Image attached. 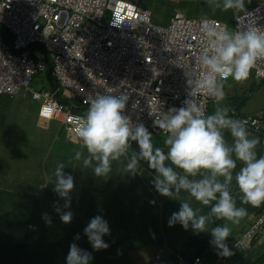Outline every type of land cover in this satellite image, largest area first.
<instances>
[{"label": "clouds", "instance_id": "obj_1", "mask_svg": "<svg viewBox=\"0 0 264 264\" xmlns=\"http://www.w3.org/2000/svg\"><path fill=\"white\" fill-rule=\"evenodd\" d=\"M206 4L213 11L250 15L245 12V0H206ZM200 32L206 41V47L197 55L201 70L196 75L186 68V99L182 106L162 115L151 113L155 117L153 127L163 135L164 147L155 145L153 134L143 123H134L125 114L127 93L97 92L88 101L85 113L75 118L72 131L80 147L74 151V160L79 162L77 167L104 180L111 176L113 164L122 166L124 173L132 177L144 175L143 165H147L154 173L151 182L155 191L180 203L169 226L178 223L196 234L210 231V243L217 255L227 258L234 255L227 244L232 236L231 225H238L248 216L245 206H264V155L257 153L260 140L249 131L248 121L231 118L230 108L221 103L225 98L224 81L231 78L245 82L258 62L264 61V29L252 21L246 28L229 30L202 16ZM201 96L213 101L211 113L204 110ZM65 168L63 162H58L44 187L52 184L65 202L63 208L58 203L54 208L67 225L72 223L73 213L64 209L71 208L75 183ZM233 184L242 206L233 195ZM43 219L51 224L47 214ZM218 221L223 223L213 226ZM84 234L94 250L109 247L103 239L110 234L109 224L101 216L91 219ZM66 259L67 264H90L92 256L73 243Z\"/></svg>", "mask_w": 264, "mask_h": 264}, {"label": "built area", "instance_id": "obj_2", "mask_svg": "<svg viewBox=\"0 0 264 264\" xmlns=\"http://www.w3.org/2000/svg\"><path fill=\"white\" fill-rule=\"evenodd\" d=\"M245 12L250 15L235 16L234 30L252 21L264 29V0ZM200 20L178 12L161 26L135 0H0V94L30 95L40 102L39 125L62 123L76 142L72 129L82 115L70 106L88 108L97 92L127 93L125 114L163 136L151 113L162 115L186 99V68L199 74L197 55L206 47ZM49 69L54 87L35 88L34 77ZM255 71L264 79V61ZM200 100L209 113L212 100ZM240 119L264 131V111ZM260 235L264 206L233 247L239 250Z\"/></svg>", "mask_w": 264, "mask_h": 264}, {"label": "trees", "instance_id": "obj_3", "mask_svg": "<svg viewBox=\"0 0 264 264\" xmlns=\"http://www.w3.org/2000/svg\"><path fill=\"white\" fill-rule=\"evenodd\" d=\"M41 75L45 80L43 85L46 88H49L46 85L47 79L50 80V86L54 87L56 83L50 69L39 73L37 76L41 79ZM34 85L35 81L33 79ZM16 103L22 104L21 101ZM5 111L0 115L5 116ZM211 112L210 109L209 113ZM6 117L18 118L14 115ZM2 121L5 122L4 117ZM5 124H8V122H5ZM11 125L13 128V121ZM3 127L4 125L0 126L1 129ZM4 133L6 134L5 131ZM67 144L73 149L74 145L72 143L67 142ZM2 163L3 170L0 173H5V175H0V177L10 180L11 175L10 171L6 170V162L2 160ZM117 166H114V168ZM76 168H78L77 171H80L79 167ZM47 174L46 177H49L52 171ZM144 187L146 191L141 194L138 189L134 188L133 183L131 185H127L126 182L117 183L113 186L114 195H111L109 188L105 190L103 197L100 199L101 205L96 200L97 191L93 188L92 181V184L84 188L79 195L73 191L71 208L64 209V211L73 213L72 223L67 224L65 230L58 232L55 230L57 228L55 225L63 222L55 211L54 204L58 203L63 208V200L56 193L49 192L44 188L31 189L29 184L24 185L21 184V181L18 182L17 188L20 189V193L17 194L18 197L14 193L15 189L12 191L7 190V193L10 191L12 194V197L9 196L10 200L5 195L7 193L0 192V201H3H1V205L10 206L5 223L9 233L5 237L2 235L1 238L3 239L0 241V264H67L66 258L73 243L91 254L90 264H126L133 249L134 257H137L138 251L140 252L149 247L155 226L159 223L160 217H164L165 211L168 209V200L163 199V197L157 198L156 194L152 192L153 188L151 187V190L149 185ZM153 201L154 203H152ZM13 206H20L16 215ZM44 214L51 218L50 225L54 230L50 234L55 233L60 236L58 240L50 239L54 235H49V238H47L52 240L51 242L46 239L43 240L40 231L49 225L43 219ZM96 216H101L109 224L110 234L103 238L105 243L109 245L106 250H94L84 234L85 227ZM38 217L41 220L33 222ZM119 234H127L128 239L131 238L130 241ZM77 235L80 236L79 240L75 239ZM132 240L139 242L134 243ZM205 240H209L207 235L188 239L183 248L170 256L165 263H168L169 260L170 264H194L195 260L199 259L200 264H210L209 261L212 258L210 243L207 244ZM232 249H230L234 253L232 257L236 256L235 258H237L240 256L235 264H264V254L260 257L254 256L258 253L250 247L244 246L239 250ZM235 252H237V255ZM217 256H214V258ZM234 259L228 258L226 260L225 258L220 263L216 258V263L234 264ZM132 261L133 259L130 258L127 264H132Z\"/></svg>", "mask_w": 264, "mask_h": 264}, {"label": "rangeland", "instance_id": "obj_4", "mask_svg": "<svg viewBox=\"0 0 264 264\" xmlns=\"http://www.w3.org/2000/svg\"><path fill=\"white\" fill-rule=\"evenodd\" d=\"M261 1L263 0H245V8H251ZM143 2H146V0H144ZM198 5L199 3L192 1L189 4V8L194 9L197 8ZM183 6H186L185 3L183 4ZM150 8L154 13L153 17L155 20H158L163 16H165L168 10L167 7L162 4L152 5L150 6ZM206 16L208 17L212 15H206ZM201 17L202 16H195V18H201ZM219 19L224 20L229 30H234V20H233L234 17L231 13H226L223 18H219ZM158 25H161V23L158 22ZM161 26H166V25H161ZM34 81H35V85H34L35 88L40 87L45 83V80L42 75H41V79L39 78V76H35ZM46 85L51 87L49 79H47ZM224 92H225V98H231L232 103L238 106L237 110L240 113L256 116L259 115L262 111H264V80L256 76L255 69L253 70L250 78L245 82L237 83L231 78L227 81H224ZM213 107L214 105L212 101L210 103V109L212 111H213ZM39 109H40V102L33 100L32 97H29L27 100H25L23 105H21V103L9 105L5 111V116L0 115V121H2L4 117V121L8 122V124H5L4 127L0 129V141L2 140L3 142L1 143H5L9 145V147H11V149L13 150V152L8 156V159H10L15 153V159L19 160L20 164H18L14 173V178L18 179L19 183L20 181L21 184L24 185L27 183L29 184L31 189L44 188L47 191L55 194L52 184H48L46 187H44L48 182V177H46V175H48L47 173L51 171L53 172L57 164L56 162L59 160V158L55 156L56 152L62 153L61 154L62 156H65L67 154L70 155V151L72 150V148H70V146L66 142H63V145L61 143H56L53 146V143L55 141L53 136L56 134V128H54L55 122L51 123L52 128L50 129V131H47L45 134H41L42 130L37 124ZM3 111L4 108H0V114ZM16 114L21 116V120H20L21 128L17 131L14 130L15 125L13 124V128L11 125L13 118L11 119V117L10 118L6 117V116H13ZM13 122L17 124L18 120L17 121L14 120ZM4 131L6 132V134L4 133ZM60 136H61V140H64L63 137L64 134L62 131L60 132ZM2 145L3 144H1V146ZM0 151H1V147H0ZM59 162H63L65 164L66 166L65 173L70 174L74 177V183H75L74 192H77L79 195L81 191L84 188H86L89 184H92L93 181V188L97 191L96 200L99 202V204H101L100 199L103 197L105 190H107L108 188V184L107 185L105 184L104 179L102 180L100 179L99 181V179L94 176L92 180H88L87 178L84 177L81 171H77L78 168H74L78 166L77 162L72 163L73 161L71 160H59ZM2 170L3 169L0 167V172ZM10 174L12 175L10 176L11 179L9 180L10 182L9 185L11 186L14 184V188L9 186H2L0 188V191L1 193H7V190L12 191L15 189L14 193L18 197L17 194L20 193V189L17 188L18 182L14 183L12 181L13 173ZM16 174L19 176V177L17 176L18 178L16 177ZM0 175L4 176L5 173H0ZM72 194L73 192L71 193V197L73 199ZM114 194L115 192L111 193V195ZM5 195L8 197V200H10L9 196L12 197L10 191ZM1 201H0V241L3 239L1 238L2 235H4L3 237H5L9 233V229L6 227L5 223L7 221L8 212L10 210V206L1 205ZM13 208L16 215L20 206H13ZM40 220L41 218L38 217L33 222H37ZM55 226L57 227L55 230L61 232L66 229L67 225L62 223V224H56ZM53 230L54 228L51 225H47L46 228L40 231L43 240L44 239L48 240L47 238H49V235H54V237L50 239L58 240L60 236H58L55 233L50 234ZM119 235H122L124 239L128 241H130L131 239V238L128 239V237L126 236L127 234H119ZM207 236L211 241L212 240L211 234L207 233ZM48 241L51 242L52 240H48ZM132 241L134 243L139 242L136 240H132ZM156 249H157L156 247L150 244L145 251H142L144 257L143 259H136L138 257L137 254H139V251L136 254L137 257H134V249H133L129 254L127 263L131 258L133 259L132 264H162L161 261H156L152 259V255L154 251H157ZM146 258L148 263H145ZM134 259L136 260L134 261Z\"/></svg>", "mask_w": 264, "mask_h": 264}, {"label": "crops", "instance_id": "obj_5", "mask_svg": "<svg viewBox=\"0 0 264 264\" xmlns=\"http://www.w3.org/2000/svg\"><path fill=\"white\" fill-rule=\"evenodd\" d=\"M137 2V4L144 10L148 11L151 13L152 17L154 16V13L152 12L150 6L152 5H164L167 7V13L165 16H163L162 18L155 20L153 17L154 22L158 24L161 23V25H167L170 22V19L178 12L182 13L183 15L190 17V18H195V16H206V15H212V16H208V18L210 19H217L219 21H221L222 23H224L226 26L227 24L224 22V20H220L219 18H223L225 16L226 13H231L234 17V26H235V16L238 13H234L232 11L229 12H222L221 10L217 9L215 11H213L212 9H210L207 4H206V0H146V2H143L142 0H135ZM195 1L197 3H199L197 8L194 9H190L189 8V4ZM185 3L186 6H183V4ZM252 8V7H251ZM190 9V10H189ZM250 8H245V11L249 10ZM242 13V12H239ZM198 14V15H197ZM166 23V24H163ZM228 27V26H227ZM29 97H31L30 95L27 96H23L21 94L17 95L16 97H9L6 95H0V108H4V110L7 109V107L9 105H14L16 104V102H22L21 105L24 104L25 100H27ZM18 99V101L16 100ZM33 99V98H32ZM34 100V99H33ZM222 104L228 106L230 108V116L233 119H240L242 117H246V116H254V115H246L244 113H240L237 108L238 106L234 103H232V101L230 100V98H224V100L221 102ZM70 109L83 115L86 111L87 108H75V107H71ZM263 112V111H262ZM15 117L18 116V118H13L12 121L14 120H18L17 124H15L13 122V124L15 125L14 130H19L20 127V120H21V116L20 115H14ZM38 124V123H37ZM3 125H5V122L1 121L0 122V126L2 127ZM39 126V125H38ZM52 125H50L49 127H40L41 128V134H45L47 131H50V129ZM54 128H56V134L53 136L54 138V143L53 146L56 143H61L63 145V142H69L72 143L74 145L73 149L70 151V155L67 154L65 156H62L60 152H56L55 156L59 158V160H71L74 162H77L74 160V151L76 149H78L80 147L79 143L77 142H73V140H71L67 134V131L64 127V125L62 123L59 122H55L54 123ZM1 129V128H0ZM249 129V128H248ZM63 132L64 134V140H61V136H60V132ZM66 135H65V132ZM249 131L251 132V134L255 137H257L260 140V144L258 145L257 148V153L258 155H264V131L263 132H255L251 129H249ZM230 140V137H229ZM3 142L2 140L0 141V147H1V151H0V160H1V168L3 169V163L2 160L6 162L7 165V171H10V173H13V182H19L18 179L14 178V173H15V169L18 166L19 160L15 159V153L14 155L8 159V156L13 152V150L11 149V147H9V145L5 144V143H1ZM153 142L155 143V145L157 147H164V142H163V136H153ZM1 144H3L1 146ZM133 147L135 148L136 146L133 145ZM59 160L56 162L58 163ZM71 163V164H72ZM79 164V162H77ZM118 164H113V172L110 174L111 176L107 179L104 180L105 184H108V188L110 193L113 192V186L117 183H122V182H126L127 185H131L133 183L134 188L138 189L139 192H141V194H144V192L146 191L144 188V186L149 185L150 189L151 187L153 188L152 192H154L157 196V198H161L162 196L159 195V193H157L152 185V177L154 175V173L151 172L150 169L147 168V165H143V167L145 168V173L144 175H136L135 177H132L130 175H126L124 173V171L122 170V166L118 165L117 167L114 168V166H116ZM76 168V167H74ZM14 171V172H12ZM80 171L83 173L84 177L87 178L88 180H92L91 178H94L93 173L90 170H82L80 169ZM24 173V172H23ZM12 175V174H10ZM16 176H18L16 174ZM47 176V175H46ZM19 177V176H18ZM17 177V178H18ZM138 178H140L138 180ZM102 180V179H101ZM100 181V179H99ZM9 180L7 178H1L0 177V188L2 186H9L14 188V184L13 185H9ZM1 192V191H0ZM232 192L233 195H235L237 197V204L238 206H242L239 203V194H238V189L236 188L235 184H233V188H232ZM183 195V194H182ZM108 199H110V197H108ZM163 199L168 200L169 204H168V209L165 211V215L164 217H160V221L159 223L155 226L153 235H152V241H151V245H153L154 247H156L157 251H154L153 255H152V259L156 260V261H161L162 264H170L169 260L168 263H165V261L172 256L173 254L179 252L184 244L186 243V241L192 237H201V236H206L207 233L210 234L209 232H203V233H199L196 234L194 233V231L189 228L188 230H185L182 225L180 224H176L173 227L169 226V219L171 217V215L175 212L179 211L180 208V203L178 201H173L169 198L163 197ZM196 207H199V205H195ZM247 207L248 210V216L246 218H244L238 225H231L232 227V236L229 237L227 244L229 246L230 249L233 248V241L242 233L244 232L246 229H248L250 227V225L254 222V220L256 219V217L261 213L262 209H263V205L259 208H253L251 206H245ZM205 212L208 211L207 208L204 209ZM222 221H218L216 222L215 225L213 226H219L220 224H222ZM207 242V244L210 242V240H205ZM149 244V245H150ZM210 245V251H211V256L212 258L210 259L209 263L210 264H216V258H218L219 262L221 263V261L225 260V258L217 256L214 258V256L217 255V251L212 247L211 243ZM253 245V246H251ZM246 247H250L253 250H255L258 254L254 255V256H258L260 257L262 254H264V235H260L256 238H253L251 242H249ZM147 248V247H146ZM146 248H144L143 250H141L139 252L138 257L136 259H143V254L142 251H145ZM233 250V249H232ZM161 254L162 259L157 260L156 255ZM235 254L237 255V252H235ZM136 255V256H137ZM243 255H247V254H243ZM233 256V255H232ZM227 257L226 260H228V258H235V257ZM242 256V255H241ZM245 257V256H244ZM249 257V256H248ZM214 258V259H213ZM240 258L237 257L234 259V264L236 263V261ZM135 259V260H136ZM249 260V259H248ZM256 261V260H255ZM145 263H148L147 258ZM219 263V264H220Z\"/></svg>", "mask_w": 264, "mask_h": 264}, {"label": "water", "instance_id": "obj_6", "mask_svg": "<svg viewBox=\"0 0 264 264\" xmlns=\"http://www.w3.org/2000/svg\"><path fill=\"white\" fill-rule=\"evenodd\" d=\"M53 77V76H52Z\"/></svg>", "mask_w": 264, "mask_h": 264}]
</instances>
